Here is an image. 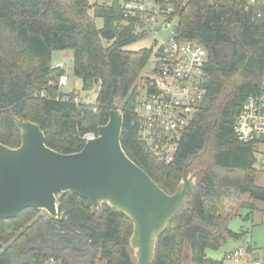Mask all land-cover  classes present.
<instances>
[{"label":"trees","instance_id":"trees-1","mask_svg":"<svg viewBox=\"0 0 264 264\" xmlns=\"http://www.w3.org/2000/svg\"><path fill=\"white\" fill-rule=\"evenodd\" d=\"M123 1L0 0V143L20 145L17 118L37 124L50 149L79 152L82 137L97 134L119 99L126 156L168 195L185 172L196 176L184 208L159 235L151 264H222L206 250L243 237L228 222L240 209L251 216L254 205L245 196L264 201V188L255 183L256 150L233 133L246 97L264 92V0H156L173 8L178 39L197 43L208 55L202 104L169 163L151 157L136 135L138 80L154 49L123 48L144 36L136 33L139 21L124 18ZM64 50L73 52L72 72L82 90L98 88L93 104L75 105L74 93L68 102L55 100L63 96L58 80L64 73L51 66V55ZM42 91L48 98L35 96ZM56 196L55 219L26 208L0 220V264H45L52 257L71 264H134L133 224L124 213L106 203L93 212L88 200L70 192Z\"/></svg>","mask_w":264,"mask_h":264},{"label":"water","instance_id":"water-1","mask_svg":"<svg viewBox=\"0 0 264 264\" xmlns=\"http://www.w3.org/2000/svg\"><path fill=\"white\" fill-rule=\"evenodd\" d=\"M118 106L119 99L96 137L70 154L50 149L37 124L16 118L20 145L0 143V220L16 218L26 208L55 219L56 195L70 192L88 200L93 212L106 203L124 213L133 224L130 245L136 249L137 264H151L159 235L185 206L196 176L185 172L172 195L162 191L123 151V113ZM3 246L0 242V249Z\"/></svg>","mask_w":264,"mask_h":264},{"label":"built area","instance_id":"built-area-1","mask_svg":"<svg viewBox=\"0 0 264 264\" xmlns=\"http://www.w3.org/2000/svg\"><path fill=\"white\" fill-rule=\"evenodd\" d=\"M256 4L257 0H248ZM123 16L140 22L137 31L157 35L161 30L168 31L165 40L154 41L153 78H145L138 86V98L133 106L134 123L138 140L154 159L169 163L177 150L180 133L191 122L205 95V65L207 51L195 42L179 40L176 34L174 10L162 6L156 0H124ZM172 18V19H171ZM66 74L60 76L58 86L67 85ZM55 97L57 101L68 102L69 93ZM36 97L48 98L45 91ZM89 96L74 95L75 105L93 104ZM95 101V100H94ZM96 111V107L92 108ZM233 133L241 143L252 144L256 150L255 167L264 172V92L251 94L244 100L233 124ZM96 135L89 133L82 137L85 142ZM244 257L242 248L227 254V258L239 262ZM45 264H71L54 257ZM252 264H261L255 261Z\"/></svg>","mask_w":264,"mask_h":264},{"label":"rangeland","instance_id":"rangeland-1","mask_svg":"<svg viewBox=\"0 0 264 264\" xmlns=\"http://www.w3.org/2000/svg\"><path fill=\"white\" fill-rule=\"evenodd\" d=\"M88 2L90 5H93L95 3H98L100 5H109L111 3V0H88ZM90 14L93 15V9L90 10ZM95 24L97 28H101L102 19L100 17H96ZM141 31L142 30L139 29L136 33H144ZM168 33L169 32L166 30H161L157 35L149 34L146 32L144 33V36L138 39L136 42L128 44L123 48L127 51L132 52L140 51L141 49H149V47L150 49L152 47L154 49V41L158 40V42H161L162 40H165L168 36ZM72 57L73 52L71 50L54 51L51 55V66L60 67L61 69H63V73L66 74V76L68 77L67 85L63 86L61 91L69 94L74 93L81 98L89 96L88 101L90 103L94 102L97 96L98 88L94 87L92 91L87 93L82 90L81 80L74 76L72 72ZM152 70L153 62L152 60H150L140 73V80H138V86L142 85L145 78L154 77ZM49 83L52 85L54 84L53 81H50ZM118 109H120L119 106ZM255 183L256 185L264 188V172L259 169L256 172ZM244 199L248 200L254 205V209L252 210L251 216L246 218L250 212V210H248L247 208L240 209L238 214L234 215L228 222V229L235 233L242 231L243 237L240 239L227 237L226 242L219 249L206 250V256L208 258L221 262L222 264H252L255 261H259L261 262V264H264V201L249 199L248 196H245ZM40 211L41 213L44 212L43 210ZM131 237L132 234L129 238V248L134 258V264H137V258L135 256L136 249L130 245ZM238 248H242L244 251L243 259L239 262L229 260L227 258V254L233 252ZM185 264L191 263L186 260Z\"/></svg>","mask_w":264,"mask_h":264}]
</instances>
